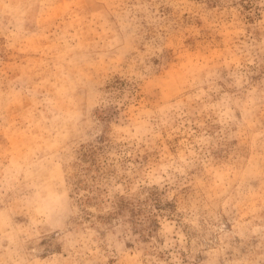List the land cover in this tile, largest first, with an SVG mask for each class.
I'll use <instances>...</instances> for the list:
<instances>
[{"label":"rangeland","instance_id":"obj_1","mask_svg":"<svg viewBox=\"0 0 264 264\" xmlns=\"http://www.w3.org/2000/svg\"><path fill=\"white\" fill-rule=\"evenodd\" d=\"M0 264H264V0H0Z\"/></svg>","mask_w":264,"mask_h":264}]
</instances>
